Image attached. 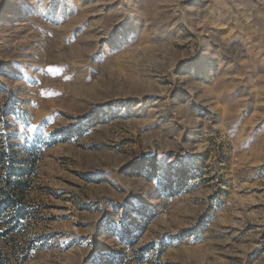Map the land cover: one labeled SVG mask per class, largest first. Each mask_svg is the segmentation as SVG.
I'll return each instance as SVG.
<instances>
[{
    "label": "rangeland",
    "instance_id": "obj_1",
    "mask_svg": "<svg viewBox=\"0 0 264 264\" xmlns=\"http://www.w3.org/2000/svg\"><path fill=\"white\" fill-rule=\"evenodd\" d=\"M0 150L23 264H264V0H0Z\"/></svg>",
    "mask_w": 264,
    "mask_h": 264
},
{
    "label": "trees",
    "instance_id": "obj_2",
    "mask_svg": "<svg viewBox=\"0 0 264 264\" xmlns=\"http://www.w3.org/2000/svg\"><path fill=\"white\" fill-rule=\"evenodd\" d=\"M30 169L12 153L0 150V264H23L29 257L28 245L11 241L32 215L26 197Z\"/></svg>",
    "mask_w": 264,
    "mask_h": 264
}]
</instances>
